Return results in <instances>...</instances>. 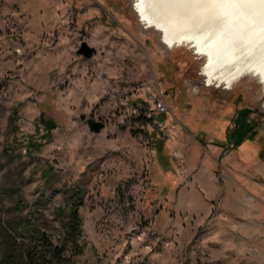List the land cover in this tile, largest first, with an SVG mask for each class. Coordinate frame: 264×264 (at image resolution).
Returning a JSON list of instances; mask_svg holds the SVG:
<instances>
[{
	"label": "rangeland",
	"instance_id": "374dc122",
	"mask_svg": "<svg viewBox=\"0 0 264 264\" xmlns=\"http://www.w3.org/2000/svg\"><path fill=\"white\" fill-rule=\"evenodd\" d=\"M82 42L91 60L76 55ZM203 62L167 48L134 0H0V264H32L25 253L43 257V241L65 247L66 264H264V239L250 234L264 232V89L254 77L207 86ZM160 93L167 116L147 104ZM158 144L183 158L169 179ZM202 163L216 194L188 211L178 195Z\"/></svg>",
	"mask_w": 264,
	"mask_h": 264
},
{
	"label": "bare ground",
	"instance_id": "6f19581e",
	"mask_svg": "<svg viewBox=\"0 0 264 264\" xmlns=\"http://www.w3.org/2000/svg\"><path fill=\"white\" fill-rule=\"evenodd\" d=\"M134 2L143 25L167 48L187 47L205 60L207 86L228 89L248 76L264 89V0Z\"/></svg>",
	"mask_w": 264,
	"mask_h": 264
},
{
	"label": "crops",
	"instance_id": "0c3cea01",
	"mask_svg": "<svg viewBox=\"0 0 264 264\" xmlns=\"http://www.w3.org/2000/svg\"><path fill=\"white\" fill-rule=\"evenodd\" d=\"M195 137L197 140L196 142L199 143L198 137L197 136H195ZM182 146L185 149L186 148L188 149V144L182 142ZM190 146H191L190 150L188 151V152H190L188 162H189L190 168H194V166H196V155H197L198 148L196 147L197 145L191 144ZM215 146H216L215 149L218 150V148L223 146V145H221V146L215 145ZM171 147H173V145L169 144L168 148L171 149ZM228 147L230 149L232 148V146H228ZM154 151L155 152H154L153 158L156 161L155 164H156L157 172L159 174H161V176H164L166 174L168 176V179H169L171 176H173V170L175 168L173 165L174 164L173 160L170 157H168V155H167L168 152H165L164 148H161V150L158 151V147H156ZM222 155H223V150L220 151V157H222ZM161 156L164 158L168 157V159L164 161V160H162ZM227 157L228 156H226V158ZM208 169H209V167L206 165V163H202V166L199 168L196 177L193 178V180H192L193 182L191 184L189 183L188 188H185L181 192H179V195H178L179 199H180V201L182 200V203L185 206H187V204L189 202H191L192 204L195 205V208L191 207L193 210L190 207L185 208V206H182V208H184L185 210L196 211L198 208L197 204L201 203L204 206L205 210L207 211V202H208V200H211L209 198V196H214L216 194L213 192L214 191V186L212 184L213 181H212V179L210 181V179L208 177ZM196 187L199 188L200 191H198L196 189ZM258 192H260V190ZM205 195H209V196H207V198H206ZM167 196H168V194H167ZM252 197H254V196H252ZM186 201H187V203H186ZM250 234L252 235L251 239H264V232H260V230H252Z\"/></svg>",
	"mask_w": 264,
	"mask_h": 264
},
{
	"label": "trees",
	"instance_id": "16d2710c",
	"mask_svg": "<svg viewBox=\"0 0 264 264\" xmlns=\"http://www.w3.org/2000/svg\"><path fill=\"white\" fill-rule=\"evenodd\" d=\"M246 115H247V112L243 111V112L238 113L237 117L234 119L235 125L232 130L227 131V134L225 137L227 145L232 146L234 144L240 143L239 140L241 141V139H239L240 138L239 136L243 132L242 131L244 129L243 123H244V120L246 119ZM41 122L45 129L49 128V123L45 122L43 119ZM49 130H51V128ZM157 146H158V151H160L162 148V144H158ZM161 158L164 161L168 159V157L164 158L162 156ZM76 210L77 209H72L71 211L72 221H70V224H69L70 228H69V235H68V239L70 240L71 244H73L74 246L77 242L78 233H79L78 230L80 229V226H81ZM38 245L42 246L43 250L47 251L46 254L44 255L45 257L43 256V257L37 258L35 256L36 255L35 253L34 255L25 253V258H27L30 263L32 264H36V263L37 264H66L68 263V261L62 255L63 251L65 250L64 249L65 247L61 249L60 248L55 249L54 252L51 253V252H48V249H53V248L48 241H43V243H38Z\"/></svg>",
	"mask_w": 264,
	"mask_h": 264
},
{
	"label": "built area",
	"instance_id": "2783aa9c",
	"mask_svg": "<svg viewBox=\"0 0 264 264\" xmlns=\"http://www.w3.org/2000/svg\"><path fill=\"white\" fill-rule=\"evenodd\" d=\"M147 104L153 107L154 112L158 115V116H167L168 115V108L166 106V103L164 101V96L163 93L160 94H150L148 99H147ZM153 127L155 129H162L165 130L166 126L163 125L160 122H154L153 123ZM172 135V134H171ZM169 138V135H167ZM170 139H172V136H170ZM173 160H175L177 162V160L182 161V156L180 153H173L172 155ZM185 171V169H182ZM186 172V171H185Z\"/></svg>",
	"mask_w": 264,
	"mask_h": 264
},
{
	"label": "water",
	"instance_id": "95a60500",
	"mask_svg": "<svg viewBox=\"0 0 264 264\" xmlns=\"http://www.w3.org/2000/svg\"><path fill=\"white\" fill-rule=\"evenodd\" d=\"M76 55L84 60H91L96 55V50L89 47L87 43L82 42L76 51ZM87 126L89 132L94 135H98L103 130V125L94 121H89Z\"/></svg>",
	"mask_w": 264,
	"mask_h": 264
},
{
	"label": "flooded vegetation",
	"instance_id": "af4514ba",
	"mask_svg": "<svg viewBox=\"0 0 264 264\" xmlns=\"http://www.w3.org/2000/svg\"><path fill=\"white\" fill-rule=\"evenodd\" d=\"M248 77V76H247ZM248 78H251V77H248Z\"/></svg>",
	"mask_w": 264,
	"mask_h": 264
}]
</instances>
